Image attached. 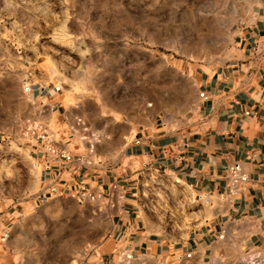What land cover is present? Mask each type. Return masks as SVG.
Listing matches in <instances>:
<instances>
[{"label":"rangeland","instance_id":"1","mask_svg":"<svg viewBox=\"0 0 264 264\" xmlns=\"http://www.w3.org/2000/svg\"><path fill=\"white\" fill-rule=\"evenodd\" d=\"M255 3L0 0V203L21 214L8 227L9 255L0 264H198L193 251L181 252L193 227L176 220L193 216V201L174 183L148 176L138 194L155 224L138 231L165 241L170 260L132 253L131 244L112 239L108 211L42 193L28 140L44 134L45 118L29 87L46 73L58 77L71 148L86 137L103 153L121 151L133 131L193 109L200 98L194 74L236 58L238 33ZM226 243L205 264H252L240 243Z\"/></svg>","mask_w":264,"mask_h":264},{"label":"crops","instance_id":"2","mask_svg":"<svg viewBox=\"0 0 264 264\" xmlns=\"http://www.w3.org/2000/svg\"><path fill=\"white\" fill-rule=\"evenodd\" d=\"M255 2L238 33L236 58L194 74L200 98L193 109L133 131L121 151L106 154L97 144L92 152L86 137L77 150L71 148L64 137L71 123L58 77L46 73L32 81L29 97L45 118L40 127L57 149L73 156L67 161L50 153L38 137L28 140L42 193L71 195L84 209L108 211L116 226L112 239L131 244L132 253L156 252L170 260L174 251L165 241L138 231L155 225L139 206V186L148 176L158 177L193 201V216L176 219L193 227L181 251L189 252L186 256L193 251V260L205 264L214 259L217 246L227 248L226 241L240 243L247 260L264 255V0ZM234 163L242 165L250 181L238 196L229 197L225 172ZM18 215L0 203V261L9 255L4 251L6 237L13 235L8 227Z\"/></svg>","mask_w":264,"mask_h":264},{"label":"built area","instance_id":"3","mask_svg":"<svg viewBox=\"0 0 264 264\" xmlns=\"http://www.w3.org/2000/svg\"><path fill=\"white\" fill-rule=\"evenodd\" d=\"M30 130V129H29ZM32 131V129L30 130ZM36 131V130H35ZM38 138L43 140L46 145V149L55 155H59L63 157L67 161H71L73 159L72 154L65 150H59L57 149L53 143L52 140L50 139V136L44 132V134H39ZM99 142V140H98ZM97 143V142H96ZM91 151H94V144L91 143ZM78 161L83 162L82 157H78ZM225 179L227 182V194L229 197H236L238 196L244 186L250 181L248 174L245 172L243 169L242 165L240 163H234L230 165L225 172ZM89 197L91 199H95V197L91 194H89ZM252 264H264V255L254 257L249 259Z\"/></svg>","mask_w":264,"mask_h":264}]
</instances>
